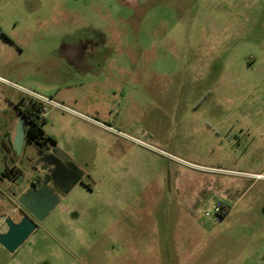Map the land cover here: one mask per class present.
I'll list each match as a JSON object with an SVG mask.
<instances>
[{
	"label": "rangeland",
	"instance_id": "rangeland-1",
	"mask_svg": "<svg viewBox=\"0 0 264 264\" xmlns=\"http://www.w3.org/2000/svg\"><path fill=\"white\" fill-rule=\"evenodd\" d=\"M0 31V94L91 176L0 264H264V0H0Z\"/></svg>",
	"mask_w": 264,
	"mask_h": 264
},
{
	"label": "flooded vegetation",
	"instance_id": "flooded-vegetation-1",
	"mask_svg": "<svg viewBox=\"0 0 264 264\" xmlns=\"http://www.w3.org/2000/svg\"><path fill=\"white\" fill-rule=\"evenodd\" d=\"M0 35L16 41L5 32L0 31ZM86 42L88 46L92 45L91 52L65 57L72 70L89 82L108 81L115 76L120 80L119 58L115 67L108 66L110 60L116 59L98 52L103 42L89 39ZM79 44H83V40ZM51 103L46 98L18 97L13 100L7 94H0V233L8 231V219L14 224L23 218L30 219L38 227L41 224L20 203L22 195L47 190L59 196L61 204L76 187L88 186L87 180L91 179L85 166L81 167L74 161L71 149L48 131V106ZM19 130L23 133L20 152L15 144ZM76 179L79 181L75 187L68 194H63Z\"/></svg>",
	"mask_w": 264,
	"mask_h": 264
},
{
	"label": "water",
	"instance_id": "water-1",
	"mask_svg": "<svg viewBox=\"0 0 264 264\" xmlns=\"http://www.w3.org/2000/svg\"><path fill=\"white\" fill-rule=\"evenodd\" d=\"M22 142L23 133L19 130L15 143L18 152L21 150ZM78 181L77 179L74 180L63 194H68ZM19 201L36 218L38 223H42L60 204L61 199L47 190H39L22 195ZM6 222L8 224V231L0 233V245L9 253H14L20 248L38 228V225L28 218H23L18 224H14L10 219Z\"/></svg>",
	"mask_w": 264,
	"mask_h": 264
},
{
	"label": "built area",
	"instance_id": "built-area-1",
	"mask_svg": "<svg viewBox=\"0 0 264 264\" xmlns=\"http://www.w3.org/2000/svg\"><path fill=\"white\" fill-rule=\"evenodd\" d=\"M228 206L226 203L223 202H217L214 206V213L217 214V220L220 221L222 220L227 213Z\"/></svg>",
	"mask_w": 264,
	"mask_h": 264
}]
</instances>
